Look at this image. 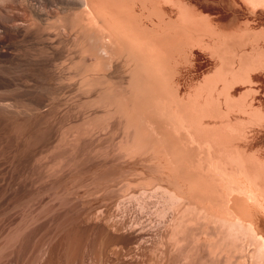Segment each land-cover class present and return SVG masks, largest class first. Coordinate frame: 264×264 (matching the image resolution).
<instances>
[{"label":"bare ground","instance_id":"1","mask_svg":"<svg viewBox=\"0 0 264 264\" xmlns=\"http://www.w3.org/2000/svg\"><path fill=\"white\" fill-rule=\"evenodd\" d=\"M36 1H21L31 24L4 31L40 43L31 62L42 68L39 74L53 89L62 88L56 78H72L60 75L56 61L65 47L78 50L79 61L73 65L83 86L99 88L100 118L126 122L125 154H150L167 181L179 189L177 194L167 190L173 186L156 187L161 194L159 213H173V223L214 227L217 238L210 242L211 253H220L228 262L236 246L243 264H264V154L251 152L264 144L262 130L247 131L241 128L246 120L227 118L239 109L249 115V123L263 120L259 102L264 99V0ZM51 18L57 21L43 24ZM64 29L74 37L66 40ZM52 68L56 71L49 74ZM212 68L217 76L207 90L185 84L183 72ZM247 86L248 94L263 99L248 103ZM236 88L245 90L240 98L232 93ZM206 117L222 123L207 125Z\"/></svg>","mask_w":264,"mask_h":264},{"label":"rangeland","instance_id":"2","mask_svg":"<svg viewBox=\"0 0 264 264\" xmlns=\"http://www.w3.org/2000/svg\"><path fill=\"white\" fill-rule=\"evenodd\" d=\"M21 1L0 0V264H243L239 247L231 250L238 252L232 262L211 253L210 242L217 238L214 227L179 220L176 224L173 213H159L156 187L173 186L167 190L174 193L177 187L150 154H125L126 122L100 118L99 88L82 85L73 65L79 61L76 48L62 45L65 54L56 61L60 75L72 77L64 82L56 78L62 88L53 89L39 74L42 68L31 59L38 56L40 43L4 31L31 24ZM63 36L68 40L74 33L64 29ZM214 61L221 63L217 56ZM216 76V68L183 72L185 84L206 90ZM248 87V103L263 97L248 94ZM243 91L236 88L232 93L240 98ZM259 103L261 122L249 123V115L239 109L227 118L246 120L241 128L261 129L264 139V99ZM204 123L215 126L222 120L206 117ZM251 152L264 154V144Z\"/></svg>","mask_w":264,"mask_h":264}]
</instances>
